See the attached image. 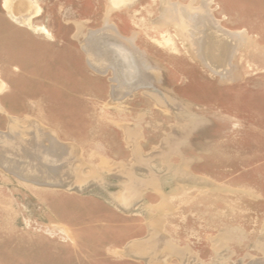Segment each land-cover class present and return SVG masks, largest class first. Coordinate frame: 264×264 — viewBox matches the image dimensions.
I'll return each instance as SVG.
<instances>
[{
    "label": "rangeland",
    "instance_id": "1",
    "mask_svg": "<svg viewBox=\"0 0 264 264\" xmlns=\"http://www.w3.org/2000/svg\"><path fill=\"white\" fill-rule=\"evenodd\" d=\"M24 1L29 27L0 0V264H264V0L209 4L239 32L218 73L182 15L204 0Z\"/></svg>",
    "mask_w": 264,
    "mask_h": 264
},
{
    "label": "bare ground",
    "instance_id": "2",
    "mask_svg": "<svg viewBox=\"0 0 264 264\" xmlns=\"http://www.w3.org/2000/svg\"><path fill=\"white\" fill-rule=\"evenodd\" d=\"M113 1V0H112ZM203 1V0H202ZM212 0H204V3L202 4L204 6V10H206V16L202 17H195L194 15H188L187 13L183 12L182 15H184L186 18L190 19L192 21L191 28L187 30V33L189 37L191 38V43L192 47L195 49L197 53V57L200 58V60L206 64L213 72L218 73L222 71L225 66L228 65L229 62V57L231 53V49L233 47L234 41H233V35H238L239 32H233V31H224L220 26L217 25L216 19H211V21H208L206 18L210 15V8L209 4L211 3ZM115 4V1H113ZM202 3V2H201ZM4 7L10 12V16L13 19L14 23L18 25H23V26H30V16L33 15L32 13H36L37 9L35 8L34 11L31 13V15H28V13H18L14 12L15 10H24L28 8L29 3L27 1H15V0H4L3 3ZM173 4L172 6H174ZM202 6V7H203ZM181 7V6H178ZM170 8V7H169ZM171 9V8H170ZM176 9V8H175ZM177 10V9H176ZM181 10V9H180ZM192 11V10H188ZM201 11V10H200ZM176 12V11H175ZM198 13V11H197ZM196 13V14H197ZM205 13V12H204ZM193 14V12H192ZM195 14V15H196ZM199 15V13H198ZM211 16V15H210ZM209 16V17H210ZM178 20V19H177ZM106 21V20H105ZM107 22V21H106ZM176 23V22H175ZM187 23V21H186ZM174 25V24H173ZM177 25V24H176ZM201 25H204L205 28L202 29ZM175 26V25H174ZM106 28V27H105ZM115 31V30H114ZM44 32V31H43ZM116 32V31H115ZM118 32V31H117ZM180 32V31H178ZM176 32V33H178ZM184 34V33H183ZM201 34V35H200ZM110 35V34H109ZM115 35V34H114ZM180 35V34H179ZM182 35V34H181ZM185 35V34H184ZM186 36V35H185ZM107 37V36H106ZM113 37V36H112ZM180 37V36H179ZM182 37V36H181ZM116 39V37L114 36ZM129 38V37H128ZM131 38V37H130ZM185 38V37H184ZM182 38V40H184ZM189 38V39H190ZM188 39V38H187ZM186 39V40H187ZM101 40V39H99ZM132 40V39H131ZM185 40V41H186ZM119 41V40H118ZM133 41V40H132ZM115 42V41H114ZM123 42V41H122ZM131 42V41H130ZM188 42V41H187ZM88 43V42H87ZM97 43V42H96ZM89 44V43H88ZM94 44V43H92ZM105 45V44H104ZM103 45V46H104ZM107 45V44H106ZM89 46H91L89 44ZM102 46V47H103ZM108 46V45H107ZM106 46V47H107ZM110 46V45H109ZM112 50L115 53L118 63L120 66L119 73L117 76L112 77L115 82L118 84H123L124 86L126 85L129 87L130 85H133L134 83L137 84H142L141 81L146 79L144 77V74L141 73V70L138 66V63L136 62L134 55L127 50L124 46L120 44H111ZM189 47V46H188ZM98 48V47H97ZM95 49V48H94ZM129 49V48H128ZM137 49V48H136ZM93 50V49H92ZM102 50V49H101ZM104 50V49H103ZM111 50V49H110ZM109 50V51H110ZM190 50V49H189ZM94 52V51H93ZM105 50L103 51V53ZM136 52V50H135ZM95 53V52H94ZM102 53V54H103ZM106 53V52H105ZM139 53V52H138ZM142 53V51H141ZM96 54V53H95ZM99 54V52H98ZM101 54V53H100ZM107 55V54H106ZM114 55V54H113ZM112 55V57H113ZM92 57V56H91ZM90 57V59H91ZM97 57V55L95 56ZM100 57V56H98ZM141 57V56H139ZM195 58V57H194ZM113 59V58H112ZM115 59V58H114ZM113 59V60H114ZM140 59V58H139ZM142 59V58H141ZM93 60V59H91ZM102 60V59H101ZM104 60V59H103ZM116 60V59H115ZM107 62V61H105ZM110 62V61H109ZM117 62V61H116ZM99 63V61H98ZM112 63V62H111ZM92 68H96L92 62H88ZM140 64V62H139ZM107 65L108 62H107ZM113 65V63H112ZM115 65V64H114ZM203 65V64H202ZM117 66V65H115ZM205 66V65H204ZM107 68V67H106ZM144 68V67H143ZM146 68V66H145ZM144 68V69H145ZM115 70V69H114ZM143 70V69H142ZM118 71V70H117ZM144 71V70H143ZM146 71V70H145ZM100 72V71H99ZM113 72V71H112ZM116 72V71H115ZM103 74V73H102ZM119 74V75H118ZM152 74V73H151ZM147 75V74H146ZM149 75V74H148ZM118 76L121 78L119 79ZM144 77V78H143ZM147 77V76H146ZM152 77V76H151ZM153 78H155L153 76ZM152 79V78H151ZM149 80V79H148ZM147 82V81H146ZM153 82V81H152ZM116 83V84H117ZM117 84V85H118ZM120 84V85H121ZM115 85V87L117 86ZM147 85V84H146ZM3 86V83L0 81V89ZM114 87V86H113ZM119 87V86H117ZM17 147V146H16ZM19 147V146H18ZM15 148V147H14ZM19 151V150H18Z\"/></svg>",
    "mask_w": 264,
    "mask_h": 264
},
{
    "label": "crops",
    "instance_id": "3",
    "mask_svg": "<svg viewBox=\"0 0 264 264\" xmlns=\"http://www.w3.org/2000/svg\"><path fill=\"white\" fill-rule=\"evenodd\" d=\"M33 260H34V259L31 257V258H30V263H31V264H37V263H38L37 261H34V262H33Z\"/></svg>",
    "mask_w": 264,
    "mask_h": 264
}]
</instances>
